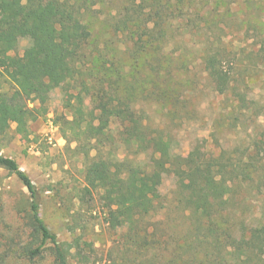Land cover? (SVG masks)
Returning <instances> with one entry per match:
<instances>
[{"label":"rangeland","instance_id":"1","mask_svg":"<svg viewBox=\"0 0 264 264\" xmlns=\"http://www.w3.org/2000/svg\"><path fill=\"white\" fill-rule=\"evenodd\" d=\"M145 1L80 0L92 34L83 47L80 75L50 93L46 112L30 122L28 134L17 133L13 124L0 138V153L15 159L37 187L41 218L57 235L67 264H148L161 254L170 259L192 241L193 217H202L186 204L187 193L172 175L153 173L160 198L153 211L140 214L139 246L128 239L129 229L111 226L102 192L87 190L89 158L118 153L141 167L150 162V152L116 144L127 135L124 123L113 117L106 136L88 144L101 123L99 111L119 101L135 107L145 126L170 137L180 160L198 152L237 172L226 175L231 189L215 203L211 217L235 236L248 237L254 230L264 236V0H172L184 15L172 18L166 40L155 36L154 45L165 43L164 49L136 56L132 32L152 9ZM125 17L133 23L127 26ZM28 45L22 39L11 55L22 56ZM214 53L231 77L224 94L214 91L204 70V59ZM10 89L3 84L4 92ZM78 96L92 124L80 141L68 124ZM30 206L28 189L0 167V264H56L54 246L42 244L32 226ZM254 263L264 264V255Z\"/></svg>","mask_w":264,"mask_h":264},{"label":"trees","instance_id":"2","mask_svg":"<svg viewBox=\"0 0 264 264\" xmlns=\"http://www.w3.org/2000/svg\"><path fill=\"white\" fill-rule=\"evenodd\" d=\"M144 1V0H143ZM182 1V0H177ZM152 7L132 32V52L138 56L161 46L154 45L155 37L168 38L172 18L182 14L172 0H147ZM80 0H0V138L13 124L16 132L26 135L29 124L40 114H44L50 93L70 81L76 80L81 72L83 47L91 38V31L82 19ZM187 16L190 13L187 12ZM185 17L189 26L191 20ZM140 18V17H139ZM125 22L133 21L125 17ZM153 24V28L149 25ZM27 39L28 47L22 56H12L20 41ZM217 54H210L204 59V70L213 84L214 91L224 94L231 85L228 70ZM170 73V66L165 68ZM11 85L9 92L2 86ZM101 97V96H100ZM102 98V97H101ZM100 98V99H101ZM39 102L40 106L30 109L27 102ZM112 103V102H110ZM74 113L69 121V129L81 140L88 136L92 125L89 113L81 96L76 105L71 104ZM109 104H107L108 106ZM101 122L96 133L86 140L92 146L93 138L106 136V129L111 128L110 118L121 120L126 138L123 142L135 147L140 152H150L147 167L135 165L127 158L117 154L95 155L86 166L85 183L87 190L101 191L102 198L109 209L108 221L114 228L129 229L128 239L134 246H139L142 235L138 229L140 214H149L160 198L159 183L153 173L172 175L181 189L187 193L186 204L202 217H193L189 234L192 241H185L183 252L173 254L170 259L161 254L158 261L150 257L148 264H256L262 262L264 255V236L256 230L247 237L235 236L232 229L222 228L212 216L215 203L222 200L230 191L226 175L237 176L228 170L221 159L203 158L195 152L193 159L182 161L178 154L172 153V139L162 131L145 126L143 118L132 105H109L99 111ZM126 122V123H125ZM86 124L87 127L83 128ZM110 138V136H109ZM98 140V139H97ZM109 142H114L109 139ZM101 145L104 147L105 142ZM93 148V147H92ZM0 167L9 170L28 189L31 195V223L40 234L42 244L50 242L55 248L56 264H67V258L57 235L44 223L40 215L41 203L37 187L13 158L0 153ZM150 169V171L148 170ZM223 201V200H222ZM144 212V213H141ZM150 244V243H148ZM149 246V245H147ZM152 250V249H150ZM41 246L32 251L36 256ZM152 254V252H151Z\"/></svg>","mask_w":264,"mask_h":264}]
</instances>
